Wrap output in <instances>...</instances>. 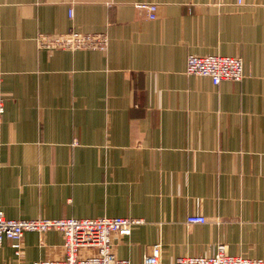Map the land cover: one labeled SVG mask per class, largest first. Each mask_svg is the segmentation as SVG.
<instances>
[{
  "label": "crops",
  "instance_id": "obj_1",
  "mask_svg": "<svg viewBox=\"0 0 264 264\" xmlns=\"http://www.w3.org/2000/svg\"><path fill=\"white\" fill-rule=\"evenodd\" d=\"M136 3L155 4V19ZM70 32L108 45L36 42ZM207 55L241 58L244 78L184 74ZM0 88L6 219L140 220L115 239L130 264L158 243L160 264L219 245L264 259V0H0ZM21 245L18 258L4 240L0 264L64 256L57 231Z\"/></svg>",
  "mask_w": 264,
  "mask_h": 264
},
{
  "label": "built area",
  "instance_id": "obj_2",
  "mask_svg": "<svg viewBox=\"0 0 264 264\" xmlns=\"http://www.w3.org/2000/svg\"><path fill=\"white\" fill-rule=\"evenodd\" d=\"M241 3V0H237ZM135 8L147 13L149 20L155 19L156 5L136 3ZM72 17L71 10L68 12ZM36 42L40 49L48 51H76L80 49H106L108 37L105 34H40ZM184 74L187 76L207 77L213 85L222 81L240 82L244 78L243 60L236 57L219 55L188 56ZM4 113V96L0 88V120ZM203 216L191 215L186 224H204ZM140 220L129 218L94 219H33L10 220L0 211V247L4 240L11 243L14 254L20 258L21 241L26 232L43 235L50 231L60 232L63 238L64 256L61 260H39L33 264H130L120 260L114 253L115 239L128 237L132 227ZM93 251V252H90ZM161 244L152 248V255L144 258L143 264H160ZM174 264H264V259H249L230 256L226 246L219 245L211 256L178 257Z\"/></svg>",
  "mask_w": 264,
  "mask_h": 264
}]
</instances>
